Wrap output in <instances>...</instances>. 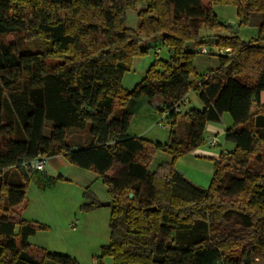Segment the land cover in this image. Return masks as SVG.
I'll return each mask as SVG.
<instances>
[{"label": "trees", "instance_id": "trees-1", "mask_svg": "<svg viewBox=\"0 0 264 264\" xmlns=\"http://www.w3.org/2000/svg\"><path fill=\"white\" fill-rule=\"evenodd\" d=\"M140 1L147 6L138 11L140 25L133 29L126 25V11L136 10ZM216 2L235 3L242 23L260 12L258 35L242 40L238 29L217 19ZM201 26L229 33L218 46L231 50L219 52V67L195 85L192 60L206 47ZM9 34L22 38L8 41ZM147 39L162 40L170 58L162 60L156 51L143 78L125 89L121 76L132 59L155 44ZM190 42L200 49L187 47ZM194 88L203 106L177 111ZM263 90L264 0H0V175L14 167L21 178L0 184V264H81L32 244L30 237L46 225L17 210L30 173L37 170L24 164L57 155L93 168L109 187L111 243L102 252L115 264L264 261ZM142 95L166 112L168 143L131 135V113L115 114L116 105ZM224 112L234 120L225 138L235 148L214 159L210 185L201 188L176 172L174 162L197 149L207 125L220 122ZM46 120L53 121L49 136ZM183 120L184 137L178 130ZM87 126L88 143H67L70 128ZM157 149L169 152L173 161L151 170ZM85 198V211L102 205L89 190Z\"/></svg>", "mask_w": 264, "mask_h": 264}, {"label": "rangeland", "instance_id": "rangeland-1", "mask_svg": "<svg viewBox=\"0 0 264 264\" xmlns=\"http://www.w3.org/2000/svg\"><path fill=\"white\" fill-rule=\"evenodd\" d=\"M208 1V0H205ZM147 6L146 1H140L136 10H127L125 15L126 25L133 29H138L140 25V15L138 11ZM213 11L217 19L224 25H232L238 29L240 38L249 41L258 35V24L262 20L260 12H252L250 14L252 22H241L238 15L237 5L233 2H216L212 5ZM200 34L206 47H213L212 53L197 52L194 57L193 66L195 73L191 75V80L196 85L202 77L211 70L217 69L220 65L218 53H230V48L218 46V40L221 36L229 35V33L220 30L201 26ZM24 36V34H23ZM8 41H19L21 34H9L6 37ZM147 42L155 43L148 52L137 55L132 59L130 69L121 76V85L125 89H133L136 84L143 78L147 69L158 57L162 60L170 58L168 45L162 40L147 39ZM143 42V44L146 43ZM190 49H200L195 42L188 43ZM201 50V49H200ZM264 90L262 91V93ZM189 97L191 103L185 105V110L196 103L201 102L199 96L194 90H191ZM264 97V96H263ZM264 100V98H263ZM264 105V102H262ZM254 111L258 105L254 104ZM123 110L131 113V122L127 132L131 135L139 136L150 142L168 143L171 140L170 123L164 117L163 113L158 112L150 103L146 95L139 98H129L124 106L116 105L115 114L119 115ZM219 123V122H213ZM53 129V121L46 120L44 127V135L49 136ZM180 135L184 137L186 122H181ZM66 141L73 147L84 146L91 139L89 126L85 129L70 128L67 131ZM218 150L220 147L228 148L229 151L234 150L235 143L228 141L225 136L216 134ZM207 131L204 133V141L200 148L211 149L205 142L207 140ZM228 146L225 147L224 143ZM214 147V148H217ZM222 148V150H223ZM194 152V151H193ZM192 153V152H191ZM187 153L182 156H186ZM181 156V157H182ZM172 155L162 149L154 150L149 162L151 170L159 169L161 163L171 162ZM174 162L175 169L184 171V176L191 180L194 184L201 188H207L211 182L213 173L207 174L184 167L180 165L179 159ZM65 166L58 169L47 168V164L42 170H33L27 181L25 199L17 210L22 216L30 221H37L46 225L43 230H38L30 237V241L36 245L47 249L50 252H56L73 256L79 260L81 264H95L99 260L100 264H115L114 257L109 254H103L104 246L108 245L111 240L110 219L112 207L101 205L93 210L85 211L82 204L86 201L85 192L87 190L93 192L98 202L111 200V194L108 191L102 176L93 168H82L72 162L66 160ZM14 173V174H13ZM162 171L160 174L162 175ZM17 169L12 167L0 175V184L5 181L13 180V183L21 181ZM19 226H17V231ZM248 264H264L262 259L256 258Z\"/></svg>", "mask_w": 264, "mask_h": 264}, {"label": "crops", "instance_id": "crops-1", "mask_svg": "<svg viewBox=\"0 0 264 264\" xmlns=\"http://www.w3.org/2000/svg\"><path fill=\"white\" fill-rule=\"evenodd\" d=\"M263 96H264V92L263 93L261 92L260 104L264 102ZM201 102L196 103L193 101V104L200 107L202 106ZM253 107H252V111L253 112L257 111V110L254 111ZM233 125H234V120L231 114L229 112H224L222 114L221 121L219 123L212 122L207 125V128H206L207 136L209 137L211 134H214V135L219 134L220 136H225L226 130ZM218 144L214 147H217ZM227 144L229 143H227L226 141V143H224L225 147L228 146ZM214 147H212L211 149H208L206 147L204 148L198 147L197 149L194 150V152L186 156H182L179 159V163L180 165L186 168L191 167V169L193 170L211 174L214 172V159L218 158L223 150H226V149L228 150V148H223V146L220 147V151L218 150V147L217 148H214ZM64 164H66V159L62 155H57L54 157H49L47 168H50L52 170L58 169L60 167L65 166Z\"/></svg>", "mask_w": 264, "mask_h": 264}, {"label": "built area", "instance_id": "built-area-1", "mask_svg": "<svg viewBox=\"0 0 264 264\" xmlns=\"http://www.w3.org/2000/svg\"><path fill=\"white\" fill-rule=\"evenodd\" d=\"M201 51H202L203 53H209V52H210L208 47H203V48L201 49ZM192 90H194L196 93H197V91H198L197 88H194V89H192ZM189 93H190V92H189ZM189 93H188L186 96H184V97L181 99V101L176 105V110H177V111H183L185 105L191 103L190 101H192V100H191L190 97H189ZM163 114H164V117H165V116H166V112H164ZM166 119H167V117H166ZM205 143H206L209 147H214V146H216V145L218 144V140H217L216 135L211 134V135L207 138V140H206ZM227 152H228V150L226 149V150H223L221 153H227ZM48 160H49V157L41 156V157L36 158V159H34V160L30 161V162H26L24 165H25V167H27L28 169L42 170V169L45 168L46 164L48 163ZM95 264H96V263H95Z\"/></svg>", "mask_w": 264, "mask_h": 264}, {"label": "water", "instance_id": "water-1", "mask_svg": "<svg viewBox=\"0 0 264 264\" xmlns=\"http://www.w3.org/2000/svg\"><path fill=\"white\" fill-rule=\"evenodd\" d=\"M168 33H161L160 36L161 37H165L167 36ZM155 38H158V37H155ZM176 172L180 173L181 175H184V171L180 170V169H176ZM131 196H133V194H130ZM112 204V202L109 200V201H105V202H102V205H105V206H110ZM250 262L249 259L246 260V262L244 264H248Z\"/></svg>", "mask_w": 264, "mask_h": 264}]
</instances>
